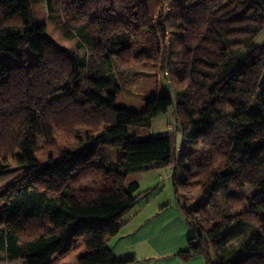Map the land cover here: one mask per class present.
<instances>
[{
	"label": "trees",
	"instance_id": "16d2710c",
	"mask_svg": "<svg viewBox=\"0 0 264 264\" xmlns=\"http://www.w3.org/2000/svg\"><path fill=\"white\" fill-rule=\"evenodd\" d=\"M262 32L264 0H0V261L131 264L108 243L138 199L140 172L173 161L189 223L205 202L182 188L234 203L248 185L258 192L238 224L264 235ZM78 35L92 62L68 49ZM133 65L153 70L152 85L126 88L106 72ZM182 71L192 83L177 95L194 99L183 133L207 151L184 179L173 138L150 128L173 104L164 78ZM215 228L186 252L212 263L210 244L231 227ZM255 236L217 264H264Z\"/></svg>",
	"mask_w": 264,
	"mask_h": 264
},
{
	"label": "rangeland",
	"instance_id": "374dc122",
	"mask_svg": "<svg viewBox=\"0 0 264 264\" xmlns=\"http://www.w3.org/2000/svg\"><path fill=\"white\" fill-rule=\"evenodd\" d=\"M60 2L61 0H57L58 4ZM61 7L63 8V4ZM61 7L58 11L57 6L58 15L61 14ZM115 9L117 12L120 11L118 5ZM175 37L181 46L182 36L176 34ZM255 41L259 45L264 44V32ZM67 45L77 61L89 62L95 58L93 48L80 35L73 40H68ZM152 71L145 65L106 67L107 74L126 88L152 85L144 79V76ZM164 82L173 96V104L166 112L151 119L150 128L155 134L173 138L174 154L180 157L181 177L189 178L193 172L190 166L199 162L203 155L207 154L201 142L194 143L187 140L183 133L182 126L188 119V110L193 107L194 99L190 96H178L177 92L191 84L192 80L182 71L173 77L172 81L170 78H164ZM176 174V161L169 166H153L140 172L138 199L133 208L123 217L124 225L121 233L111 239L110 248L116 254L121 256H126L129 252L128 256L136 254L138 258L131 264H198L200 260L208 264V253L192 256L186 252L189 249L190 240L195 245H205L207 241L212 240L211 234L217 233L215 226L227 223L231 228L223 236L215 237L208 248L212 262L209 264H217L218 253L225 250L227 255H234L242 250H251L250 245L256 246L258 241L257 236L253 238V233L264 237L260 231L256 230L259 229V225L254 221L249 220L238 224L239 216L242 217L249 207L248 203H245L246 198L253 197L258 189L248 185L243 186L241 191L236 193L238 200L231 203L224 193L209 192L211 194L204 197L199 190L182 188L181 193L184 196L190 195L205 202L199 211H195L194 218L189 223L182 208L184 198L177 194L174 185ZM88 185L90 182L85 183V186ZM227 217L231 220L228 221ZM136 225L140 228L133 235H127V232ZM140 240L142 242L137 244ZM135 242L137 243L134 244ZM76 244H79V240H76ZM123 246H128V249L122 250Z\"/></svg>",
	"mask_w": 264,
	"mask_h": 264
},
{
	"label": "crops",
	"instance_id": "0c3cea01",
	"mask_svg": "<svg viewBox=\"0 0 264 264\" xmlns=\"http://www.w3.org/2000/svg\"><path fill=\"white\" fill-rule=\"evenodd\" d=\"M133 208V207H132ZM131 208V209H132ZM130 209V210H131ZM142 210H146V209H144V208H142ZM124 225V224H123ZM144 225V224H143ZM138 228H140L139 226H134L132 229H130L128 232H127V235H133L136 231H137V229ZM122 230V229H121ZM121 233V232H120ZM118 236V235H117ZM142 242V240H140L138 243L137 242H135L134 244H140ZM110 243H111V240L109 241V243H108V247H109V249L112 251V253L117 257V258H119V259H125V258H130V257H134L135 258V260H133V262L134 261H136L137 260V258H138V256L135 254L134 256H128V255H130V252L126 255V256H121V255H119V254H116L115 252H114V250H112V248H110ZM124 248L122 249V250H127L128 248V246H123ZM5 252H2V251H0V257H5ZM195 256V255H194ZM0 264H26V262L24 261V260H15V261H8V260H5V261H0ZM198 264H205L204 263V261L203 260H200L199 261V263Z\"/></svg>",
	"mask_w": 264,
	"mask_h": 264
}]
</instances>
